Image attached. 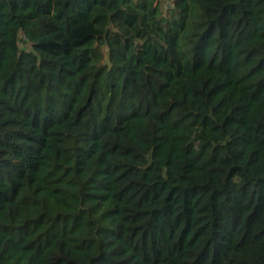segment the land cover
<instances>
[{
    "label": "trees",
    "instance_id": "obj_1",
    "mask_svg": "<svg viewBox=\"0 0 264 264\" xmlns=\"http://www.w3.org/2000/svg\"><path fill=\"white\" fill-rule=\"evenodd\" d=\"M0 264H264V0H0Z\"/></svg>",
    "mask_w": 264,
    "mask_h": 264
},
{
    "label": "rangeland",
    "instance_id": "obj_2",
    "mask_svg": "<svg viewBox=\"0 0 264 264\" xmlns=\"http://www.w3.org/2000/svg\"><path fill=\"white\" fill-rule=\"evenodd\" d=\"M98 50L100 52L102 60L106 59V48L104 46H99Z\"/></svg>",
    "mask_w": 264,
    "mask_h": 264
}]
</instances>
